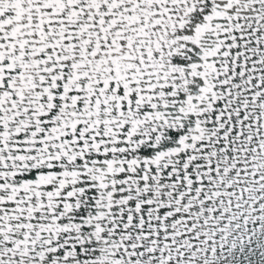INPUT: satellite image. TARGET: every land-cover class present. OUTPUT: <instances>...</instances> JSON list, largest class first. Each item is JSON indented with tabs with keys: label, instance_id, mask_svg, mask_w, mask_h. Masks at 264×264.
<instances>
[{
	"label": "snow or ice",
	"instance_id": "6c2138e0",
	"mask_svg": "<svg viewBox=\"0 0 264 264\" xmlns=\"http://www.w3.org/2000/svg\"><path fill=\"white\" fill-rule=\"evenodd\" d=\"M0 264H264V0H0Z\"/></svg>",
	"mask_w": 264,
	"mask_h": 264
}]
</instances>
